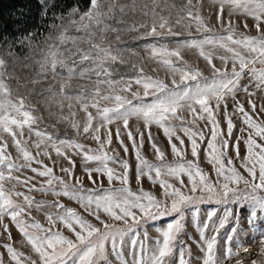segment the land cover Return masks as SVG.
Listing matches in <instances>:
<instances>
[{"label": "snow or ice", "instance_id": "1", "mask_svg": "<svg viewBox=\"0 0 264 264\" xmlns=\"http://www.w3.org/2000/svg\"><path fill=\"white\" fill-rule=\"evenodd\" d=\"M211 2L214 10L205 17L203 0H89L87 11L73 8L55 17L59 22L42 41L36 33L19 40L28 50L23 67L36 69L31 77L16 75L13 45L0 54V264L5 257L7 264H226L240 249L248 252L241 242L248 234L241 227L245 209L252 238L259 234L264 243V227L256 223L264 221V103H257V92L264 94V0ZM130 34L134 41L173 38L144 45L147 58L167 70L166 79L149 74L145 58L121 46ZM184 50L198 53L209 74L185 60ZM118 64L132 74H121ZM34 101L75 136L61 138L55 124L44 126ZM78 111L84 114L80 119ZM153 126L162 129L171 162ZM114 135L119 149L112 146ZM79 137L91 138L96 147ZM146 140L156 163L143 154ZM189 151L193 159L186 158ZM201 153L214 176L201 166ZM73 157L81 160L82 176L75 175ZM57 168L68 178L57 175ZM144 178L159 185V196L143 188ZM33 192L56 199L36 200ZM65 197L79 210L66 206ZM204 204L221 206L223 215L218 208L202 210ZM165 217L172 220L154 226L158 235L150 236L149 222ZM189 217L202 256H194L182 239ZM230 222L220 254L218 238ZM25 242L28 252L17 246Z\"/></svg>", "mask_w": 264, "mask_h": 264}, {"label": "rangeland", "instance_id": "2", "mask_svg": "<svg viewBox=\"0 0 264 264\" xmlns=\"http://www.w3.org/2000/svg\"><path fill=\"white\" fill-rule=\"evenodd\" d=\"M41 1V0H40ZM53 0H44L43 5L47 6L46 11L52 15V17L54 16V22L58 23L59 21L55 20V17L64 15L67 16V14H58V15H54V11L55 9L52 8L53 5ZM121 2H127V0H121ZM195 2V0H194ZM203 10H202V14L205 17H208L210 12L214 10V5L212 4L211 0H203ZM80 11V10H79ZM81 13V11H80ZM50 15V16H51ZM78 18V17H77ZM129 19V22H131L132 18H126ZM211 24L216 25V18L215 16H211ZM110 23H114V21H110ZM249 23H251V21H249ZM50 30V29H49ZM49 34V32H48ZM47 34V35H48ZM54 34V33H53ZM75 35H78L77 33H73ZM252 34H255V31L253 30ZM36 38L38 40L39 37L36 36ZM109 38L114 40V34H109ZM173 38L168 37L165 38L163 40H161L160 38H150L149 40H132L131 39V34L127 35L124 37L125 40V44L121 45V46H127V47H131L133 48L136 53L138 54V57L141 58H145L143 60L144 66L146 68V70L149 72V74H152L154 76H158L161 79H166L167 78V70L164 69L162 66H158L157 63L155 61H152L150 59H148V51L144 48V45L146 43H155V42H160V43H168L170 40H172ZM19 41L17 42H7L3 45H0V54H2L4 52L5 49L8 48L9 44L13 45L14 51L16 53V55L19 57V63H17L16 68H15V73L17 76L20 77H31L32 75L35 74V66H33L30 69H26L23 67V57L25 55L28 54V50L26 48H21L19 43ZM174 43V41H173ZM83 47H87V45H82ZM182 56L184 57L185 60H187L189 63H192L194 65L199 66L201 69H203L205 71V74L208 75V69L206 67V62L203 60V58H198V53H196L194 50H184L182 51ZM137 59L136 57H132V60ZM217 66H220V62L219 60H215L214 61ZM9 63H11V61H9ZM30 63V62H29ZM153 68H156L157 70L155 72L152 71ZM47 83H51V81H47L45 84L40 85L38 87H46ZM73 83H76V81H74ZM242 83H247V80L243 81ZM135 87V86H134ZM264 95L262 93L257 92V103H264V99H261V96ZM240 98L243 100L245 94L243 92L239 93ZM35 107L40 109L41 114L44 116V121L43 124L44 126H50V125H56V128L58 130V132L61 134V138H64V134H67L68 136H75L74 130H72L68 125L66 124H57L55 119H49L48 118V113L47 111L44 110L43 105L39 102L34 101ZM231 101L229 102V108L231 109ZM247 107V105H246ZM53 111H56L55 108L52 109ZM84 116V114L82 112L78 111L77 114V119H80ZM133 126H135V122H131ZM237 127H240V122L237 120ZM113 128V131L115 129V125L111 126ZM152 132L154 133V135L156 136V139L159 143V146L165 150L166 152V157L167 160L169 162H171L173 160V156L170 150V145L167 142L166 137L163 136L162 133V129H157L155 126H153L152 128ZM239 134L234 133V135ZM102 135H103V130H102ZM121 135L123 136V133H121ZM34 139V137H33ZM80 140V142L85 143L87 145H90L91 147L95 148L96 147V143L95 141H93L91 138H83V137H79L78 138ZM186 145L188 144V141L186 140ZM125 143L130 145V141H128L125 137ZM113 147H116L119 149V143L115 138V135L113 136ZM11 150V149H10ZM143 154L153 163H156L157 161L155 160V156H154V150L151 148L150 144L147 142V140L145 141V146L142 149ZM240 151H241V155L244 154L245 152V147L243 144H241L240 146ZM230 155L232 154L231 152L229 153ZM13 155L15 156V152L13 151ZM120 156L124 157V153L122 151V149H120ZM76 160V169H75V175L76 176H82V171H81V160L79 157H73ZM129 160H130V164L132 166V168H135L136 165V161L134 159V154L131 152V148H130V152H129ZM187 159H193L190 155V151L187 153L186 156ZM53 159H58L55 154L53 153ZM45 163H49V161L47 160V158H44ZM200 161H201V166L205 169V171L211 173L214 176V172L212 167L207 163L203 153H201V157H200ZM65 166H67V162H64ZM117 170H119V166L117 165ZM237 167H239V162H237ZM241 171H243V169H241ZM55 172L57 175H62L65 177V179H67L68 177L64 174L59 172V169H55ZM28 175H33L31 172L27 173ZM131 176V187L133 190H136L137 185L135 182V173L134 171L132 173H130ZM40 179V178H38ZM186 180V178H185ZM85 184L88 187H92L91 184L88 183L87 179L85 178ZM142 185L143 188L145 190H150L153 191L154 194H156L157 196H159L161 189L159 187V185H153L147 178H144L142 180ZM104 186L108 187L107 184V180H104ZM114 186L118 187L119 183L118 182H114ZM20 190H24V189H20ZM36 200H41V199H45V200H53L56 199L55 197H53L51 194H44V193H39V192H33L31 193ZM62 202L68 206V207H73V208H77L79 210V206L76 204L75 201H69L66 197L65 198H61ZM210 208H218V215L222 216L223 215V208L221 206L218 205H214V204H204L201 205V209L205 210V209H210ZM234 208V213H235V206H233ZM33 215L36 217V219L40 220L41 223H46L45 218L42 214H37L35 211H33ZM241 215V227L244 229L245 232H247V236L241 235V242L243 244L244 248L248 249V252L243 251V249H240L237 253L236 256L232 257L230 260L238 258L239 256H241L242 253H246L247 255L240 260L242 262V264H251V261L253 259H255L257 261V264H264V243H262V237L259 234H256L255 238L253 239V233L250 231V226L247 222V215H248V211L245 210H241L240 212ZM89 219H91V217H89ZM215 219V218H214ZM172 220V217H165L162 218L161 220L158 221H154V222H149V224L147 225L148 227V231H149V235L152 237H156L158 234L155 232L154 230V226H165L168 222H170ZM258 225L264 227V221H257L256 222ZM232 226V223L230 222V224L226 227V229L221 231V237L218 238L219 243H218V249L220 250V254H223V249L226 247V237H227V233L230 231V228ZM11 227V231H12V235L15 241H21L22 237L20 236V234L17 232V230L14 228V226H10ZM239 231V230H238ZM186 232L187 234L182 236V239L185 240L187 242V244L191 245L192 247V251H193V255L194 256H202V253H200L198 251V246L196 241L199 239L198 233L195 229V224L191 221L190 217L188 218V220L186 221ZM67 234V233H66ZM189 237H191V239H189ZM18 247H21V250H24L26 252L29 251V246H27L26 242L23 245H17ZM232 248L234 252H237L235 243L233 242L232 244ZM5 250L0 248V252H4ZM35 255V254H33ZM6 259V264H7V257H5ZM110 259H115L114 257L110 256ZM226 261V264L228 261ZM193 264H201L200 261H193ZM237 264V263H236Z\"/></svg>", "mask_w": 264, "mask_h": 264}, {"label": "trees", "instance_id": "3", "mask_svg": "<svg viewBox=\"0 0 264 264\" xmlns=\"http://www.w3.org/2000/svg\"><path fill=\"white\" fill-rule=\"evenodd\" d=\"M54 15L66 14L73 8L81 13L88 10L89 0H53ZM47 12L40 0H0V45L17 42L30 33L42 41L49 32L54 16ZM132 63H139L137 59ZM121 74L131 75L128 65L116 66Z\"/></svg>", "mask_w": 264, "mask_h": 264}, {"label": "bare ground", "instance_id": "4", "mask_svg": "<svg viewBox=\"0 0 264 264\" xmlns=\"http://www.w3.org/2000/svg\"><path fill=\"white\" fill-rule=\"evenodd\" d=\"M247 254L246 253H242L241 256H239L238 258L232 259L230 261L227 262V264H236L237 260H242Z\"/></svg>", "mask_w": 264, "mask_h": 264}]
</instances>
